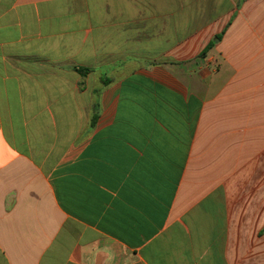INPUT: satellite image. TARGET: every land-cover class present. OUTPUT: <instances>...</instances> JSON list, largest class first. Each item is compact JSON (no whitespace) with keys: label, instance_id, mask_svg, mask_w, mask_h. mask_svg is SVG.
Returning <instances> with one entry per match:
<instances>
[{"label":"crops","instance_id":"obj_1","mask_svg":"<svg viewBox=\"0 0 264 264\" xmlns=\"http://www.w3.org/2000/svg\"><path fill=\"white\" fill-rule=\"evenodd\" d=\"M0 264H264V0H0Z\"/></svg>","mask_w":264,"mask_h":264},{"label":"trees","instance_id":"obj_2","mask_svg":"<svg viewBox=\"0 0 264 264\" xmlns=\"http://www.w3.org/2000/svg\"><path fill=\"white\" fill-rule=\"evenodd\" d=\"M213 46V42H210L207 47L202 51L201 56L205 55L206 52ZM76 69L81 73V74H85L86 72H88L90 70V68H82V67H76ZM96 118V114L93 117V121Z\"/></svg>","mask_w":264,"mask_h":264},{"label":"rangeland","instance_id":"obj_3","mask_svg":"<svg viewBox=\"0 0 264 264\" xmlns=\"http://www.w3.org/2000/svg\"><path fill=\"white\" fill-rule=\"evenodd\" d=\"M203 56V55H202Z\"/></svg>","mask_w":264,"mask_h":264}]
</instances>
